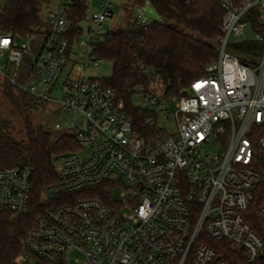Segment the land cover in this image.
I'll use <instances>...</instances> for the list:
<instances>
[{
	"label": "built area",
	"instance_id": "1",
	"mask_svg": "<svg viewBox=\"0 0 264 264\" xmlns=\"http://www.w3.org/2000/svg\"><path fill=\"white\" fill-rule=\"evenodd\" d=\"M68 2L49 17L46 42L29 58L24 82L20 71L31 49L0 33L11 67L6 78L41 102L60 103L74 126L56 127L78 143L54 157L58 180L41 192L45 207L21 240L17 263L230 264L225 250L258 261L264 240L246 213L260 185L255 145L264 147V0H220L217 60L180 97L140 95L147 135L135 131L104 79L81 70L102 60L94 48L108 33L112 0H101L102 10L80 23L73 41ZM137 18L150 24L142 12ZM249 40L262 44V55L248 64L233 51ZM33 192L29 167L0 165V212H32ZM259 214L264 221V197Z\"/></svg>",
	"mask_w": 264,
	"mask_h": 264
},
{
	"label": "trees",
	"instance_id": "2",
	"mask_svg": "<svg viewBox=\"0 0 264 264\" xmlns=\"http://www.w3.org/2000/svg\"><path fill=\"white\" fill-rule=\"evenodd\" d=\"M51 0H0V33L12 34L15 40L40 31L50 30L49 18L41 12ZM131 7L151 5L159 16L147 27L140 26L133 8L125 10V19L114 26L103 41L94 48V55L112 63V73L104 78L123 102V110L132 118L135 131L147 135L145 112L134 103L137 95L159 94L164 99L180 97L191 83L206 74L208 64L217 60L221 26L225 11L220 0H126ZM66 6L69 38L78 36V28L88 17V0H70ZM256 16H253L254 20ZM233 52L245 63H252L262 55V44L254 40L235 44ZM31 71L25 58L20 71L24 82ZM2 93L23 118L25 138L13 133L7 120L0 121V165L26 166L32 170V212L12 216L0 212V244L3 255L0 264H18L23 253L21 240L33 227L37 215L45 206L39 202L41 192L58 180L54 157L78 148L74 134L64 132L54 138L42 126H35L28 112L44 103L12 83L3 84ZM253 167L260 174V185L254 190L255 199L246 213L252 228L264 240V221L259 210L264 197V147L255 145ZM98 195L105 199L106 191ZM46 205V204H45ZM230 264H264V249L260 259L250 262L244 253L224 251Z\"/></svg>",
	"mask_w": 264,
	"mask_h": 264
},
{
	"label": "rangeland",
	"instance_id": "3",
	"mask_svg": "<svg viewBox=\"0 0 264 264\" xmlns=\"http://www.w3.org/2000/svg\"><path fill=\"white\" fill-rule=\"evenodd\" d=\"M68 0H51L49 3L45 4L42 12L41 18L43 20H48V18L59 10L61 3ZM89 10L88 14H93L95 12H100L102 7L100 5L101 0H88ZM114 17L110 18L104 25V31L110 32L117 24L122 25V21L125 19V10L133 8L134 14L137 16L138 13H143L148 19L149 23L155 20H159V16L155 9L147 4L144 7H131L126 0H112ZM122 22V23H121ZM46 34L40 31L35 34L31 39L28 38H18L17 43L19 46L29 45L30 51L27 53V57L32 59L33 56H38L46 42ZM77 60L88 64V58L81 59L79 55L76 56ZM8 52H0V121L7 120L13 126L14 135L19 138H25V124L23 118L18 114V112L10 105L7 99L2 93L3 84L7 81L6 74H10L11 67L8 66ZM82 67V66H81ZM88 76L97 77L100 79L108 78L112 73V63L110 61L101 60L98 65L90 63L81 69ZM41 102V101H40ZM44 103V102H42ZM134 103L138 106H144V100L140 95L135 96ZM174 104L172 103V106ZM29 119L35 126H42L46 131H48L54 138L59 137L61 134L66 132L64 129H58L56 127L57 123H60L63 127L74 126L72 119L73 115L67 113L60 103H44L38 108H32L28 112ZM79 118L76 123H79ZM174 126L172 123L169 125V130H173Z\"/></svg>",
	"mask_w": 264,
	"mask_h": 264
},
{
	"label": "water",
	"instance_id": "4",
	"mask_svg": "<svg viewBox=\"0 0 264 264\" xmlns=\"http://www.w3.org/2000/svg\"><path fill=\"white\" fill-rule=\"evenodd\" d=\"M186 93H187V91H184V92H183V94H186Z\"/></svg>",
	"mask_w": 264,
	"mask_h": 264
}]
</instances>
